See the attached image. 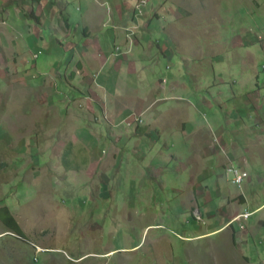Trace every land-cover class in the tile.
<instances>
[{
  "label": "rangeland",
  "instance_id": "rangeland-1",
  "mask_svg": "<svg viewBox=\"0 0 264 264\" xmlns=\"http://www.w3.org/2000/svg\"><path fill=\"white\" fill-rule=\"evenodd\" d=\"M68 1L71 30L75 26L82 39L83 10ZM147 1L149 11L176 9L173 39L157 20L149 38L155 53L167 37L160 67L188 85L175 88V105L158 120L159 129H150L155 113L135 108L139 94L102 96L113 90L110 65L96 77L90 69L103 100L83 74L69 76L76 72L71 39L48 22L44 29L32 21L30 29L15 28L27 39L28 32L35 35L25 49L19 35L0 28V206H7L27 238L0 222V264H264V123L254 121L264 118V0ZM107 8L99 5L94 19L103 32L93 34L114 58L120 44L113 43ZM248 93L262 107L238 116ZM105 103L113 104L108 113ZM130 112L142 122L123 121ZM253 133L261 134L260 145ZM194 135L204 137L211 155ZM68 147L78 168L63 165ZM235 154L246 160L239 186L227 170L238 168L236 159L227 160ZM238 210L252 212L226 224Z\"/></svg>",
  "mask_w": 264,
  "mask_h": 264
},
{
  "label": "crops",
  "instance_id": "crops-1",
  "mask_svg": "<svg viewBox=\"0 0 264 264\" xmlns=\"http://www.w3.org/2000/svg\"><path fill=\"white\" fill-rule=\"evenodd\" d=\"M52 1H55V3L57 2L59 4H52ZM87 1L89 0H84L82 2L81 0H75L74 2L75 9L80 12L83 10V13L80 14L79 19L82 39H80L81 37H79V34L76 32L77 28L75 26L71 30V22L69 19L71 12H69L68 10V0H7L6 4L3 3L0 5V28L3 29L5 34H8L11 37L19 35V37L24 40L23 48L25 49V47L33 41L35 35L31 36V34L28 32L30 38L28 37L29 39H27L26 34H22L19 29L15 28L17 26H24L27 29H30L33 24H36L37 26H41L43 28L48 22L47 25L50 28H53L54 30L62 34L61 38L66 40L71 39L70 49H72L71 54L75 59V62H73V64L76 65V72L74 73L71 69L72 71L69 76L72 77L74 75L73 77L77 78L78 76H81L83 74L86 78L85 80H88L90 86L89 90L93 92L95 97L103 100L102 97L97 94L98 85L100 82L98 80H95L94 77L90 76V69H95L96 77L102 74L106 65H110L108 68L109 72H111V70L115 68L113 90L111 91V93L104 91V94H102V96H104L105 98H112L115 96V98H117L118 100L123 95L139 94L136 97L137 103L135 105V108H137L139 111L141 109L144 114H156L155 119L150 125V129L163 128L158 125L160 124V121L158 120L163 116H166L168 110L173 107V105H175L171 102L174 97L173 93L175 88L183 87L185 84L180 79L177 80V76H171L169 73L163 72L160 67V58L164 57L166 59L167 57V37L165 44L157 42L158 44H156V46L158 49H160V51L154 53L152 50L151 40L149 38V32L152 31L150 30L152 22L157 20L160 24H157L156 27H160V30L165 33V35H168V37H170L172 40V31H174V29L170 32V26H173L175 23H177L179 18L176 9L170 6L168 10H164L165 13H162L161 10H153L156 7H151V10L149 11L146 9V6L148 5L147 0H145V3L140 5L139 7L137 6L139 0H94L93 4L85 3ZM169 2H172L173 6L175 5L173 1ZM104 3L108 5L107 10L104 11V15L108 17L107 21L112 23L111 25L113 43L118 41L120 44L115 45V52H112V56L114 58H112L111 56L109 57V54H106L104 51H102V42L100 45L99 38L93 34L94 31L98 30H100V33L103 32V29L101 30V28H99V20H95L94 16L98 17L99 5H103ZM26 12H32L35 17L33 16L31 18H27L25 15ZM163 14H166L164 18H162L161 16ZM53 19H56L57 24H53ZM31 21L33 22V24L31 23ZM97 21L98 23L96 24ZM101 23L102 25H104L105 22L101 21ZM181 30L183 31V29ZM0 34H2L1 30ZM37 35V37H43L41 34ZM4 38L7 37L4 36ZM74 40H78V44L75 43ZM5 42H7V40H3V46ZM79 43L81 45H79ZM1 45L2 39L0 38V47L3 48ZM190 49L191 47L188 48V50ZM135 52L136 56L133 58L132 55ZM19 56L24 59L25 54L19 53L18 57ZM70 63H72V61ZM211 67L213 68V64ZM107 76L109 78L106 77L105 82L106 84H109L110 74ZM94 83H96L97 90H94L93 88ZM187 87L188 85H185L186 89ZM210 87L211 85H207V87L205 88L211 89ZM102 89L104 90L103 86ZM219 93L220 91L218 90L217 94ZM203 98L201 97V100L204 104L206 103L209 106H212L206 100V97ZM242 100L243 104L245 105L244 107L237 108L231 103L229 106L231 110L237 108L236 111L238 116H245L248 114V112H246L247 110L252 111L253 109L255 110L258 107H262L257 106V98L254 93L246 94ZM112 103H105L106 113L109 112L110 108L113 105ZM151 104L158 105H156V109H153L150 106ZM135 108L132 111L137 110ZM255 112L258 113L256 110ZM130 113L123 119V121L127 120L128 122H130L134 120V118L131 117ZM140 113L142 115V112ZM131 114L133 115V113ZM254 119L256 124L264 123V118L262 117L257 116ZM145 124H148V122ZM184 129H187V124H185ZM202 129L204 130V134H206L207 132L205 130L209 129V124L207 126L204 125ZM252 135L255 137V139H252L253 136H251V140L257 142V144L260 145L262 138L259 135L261 134L257 133L254 135L253 133ZM198 136L194 135V137H196L197 139L198 145L204 146V148L207 150L206 156L211 155L213 150L207 148V141L204 139V137ZM232 146L238 148V146L235 145L234 142H232ZM243 146H245V144ZM216 150L217 149H214V151ZM246 151H248V148H246ZM234 159H236V161L238 162V168L245 170V158L238 154H235L233 157L228 156L227 158L229 162ZM198 177H202L201 174H198ZM238 198L240 202H245L244 196H242V194H239ZM241 212L243 211L238 210L237 212H235V215L233 217L240 214ZM198 215L199 217H201L200 214ZM208 215L210 217L213 216L211 214ZM233 217L230 219L227 218L225 220L228 221L226 222V224L232 221ZM260 221L264 222V219Z\"/></svg>",
  "mask_w": 264,
  "mask_h": 264
},
{
  "label": "trees",
  "instance_id": "trees-1",
  "mask_svg": "<svg viewBox=\"0 0 264 264\" xmlns=\"http://www.w3.org/2000/svg\"><path fill=\"white\" fill-rule=\"evenodd\" d=\"M52 4H59L55 3V1L51 2ZM27 18H31L34 16L32 12H26L25 13ZM35 17V16H34ZM71 154V148L68 147L62 157V162L66 170L72 169V168H78L77 165H74V162L70 159ZM0 222L15 236L22 240H27L25 233L21 229L20 225L14 218V216L10 213L7 206H0Z\"/></svg>",
  "mask_w": 264,
  "mask_h": 264
},
{
  "label": "built area",
  "instance_id": "built-area-1",
  "mask_svg": "<svg viewBox=\"0 0 264 264\" xmlns=\"http://www.w3.org/2000/svg\"><path fill=\"white\" fill-rule=\"evenodd\" d=\"M144 3H145V0H139L137 6L139 7L140 5H142ZM133 118H134V120L141 122L139 115H137L135 113H133ZM227 170L232 172V175H233L232 182L236 183L238 186L241 184L243 179L247 176V172L245 170L240 169V168L228 167ZM250 215H251V212L243 211L240 214L236 215L232 219V221H234V220H237V221L244 220L245 221ZM243 227H244L243 223H240V228H243Z\"/></svg>",
  "mask_w": 264,
  "mask_h": 264
},
{
  "label": "water",
  "instance_id": "water-1",
  "mask_svg": "<svg viewBox=\"0 0 264 264\" xmlns=\"http://www.w3.org/2000/svg\"><path fill=\"white\" fill-rule=\"evenodd\" d=\"M11 233V232H10Z\"/></svg>",
  "mask_w": 264,
  "mask_h": 264
}]
</instances>
